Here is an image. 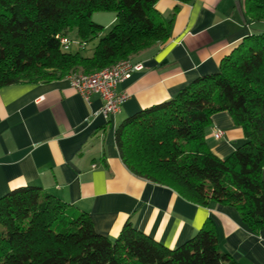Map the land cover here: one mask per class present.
Here are the masks:
<instances>
[{
    "label": "trees",
    "instance_id": "16d2710c",
    "mask_svg": "<svg viewBox=\"0 0 264 264\" xmlns=\"http://www.w3.org/2000/svg\"><path fill=\"white\" fill-rule=\"evenodd\" d=\"M156 1L0 0V87L92 73L164 44L172 16L165 19ZM239 3L255 26L221 58L217 71L124 118L114 140L133 175L201 206L231 204L258 231L264 228V30L256 23L264 22V0ZM96 11L114 13L107 29L92 20ZM63 36L85 44L98 40L84 56L80 48L64 49ZM219 111L230 114L244 138L223 158L205 140L211 116ZM0 264L240 263L219 248L209 219L172 248L129 223L111 240L95 231L87 212L37 185H23L0 196Z\"/></svg>",
    "mask_w": 264,
    "mask_h": 264
},
{
    "label": "crops",
    "instance_id": "0c3cea01",
    "mask_svg": "<svg viewBox=\"0 0 264 264\" xmlns=\"http://www.w3.org/2000/svg\"><path fill=\"white\" fill-rule=\"evenodd\" d=\"M154 7L165 19L172 16L170 37L131 58L144 68L118 82L116 90L129 94L118 113L104 116L99 96L85 100L68 76L0 87V196L37 185L87 212L95 231L111 240L129 223L170 248L209 219L221 250L240 264H264V228H250L235 206L187 201L168 186L133 175L120 159L114 140L119 122L217 71L221 58L255 26L239 0H157ZM109 16L105 26L115 19ZM214 129L223 131L220 138L213 137ZM205 140L223 158L244 138L230 114L219 111Z\"/></svg>",
    "mask_w": 264,
    "mask_h": 264
},
{
    "label": "built area",
    "instance_id": "2783aa9c",
    "mask_svg": "<svg viewBox=\"0 0 264 264\" xmlns=\"http://www.w3.org/2000/svg\"><path fill=\"white\" fill-rule=\"evenodd\" d=\"M60 43L64 49H69L71 45L82 48L85 43L77 39H69L66 36L60 38ZM144 68L142 61L132 59H121L110 66H105L92 73H73L67 75L73 88L85 99L89 100L92 94H97L102 102L101 113L104 116H111L120 111L122 103L129 94L125 91H117L118 82L127 79L135 71ZM223 131L213 130V137L218 139Z\"/></svg>",
    "mask_w": 264,
    "mask_h": 264
},
{
    "label": "rangeland",
    "instance_id": "374dc122",
    "mask_svg": "<svg viewBox=\"0 0 264 264\" xmlns=\"http://www.w3.org/2000/svg\"><path fill=\"white\" fill-rule=\"evenodd\" d=\"M113 12L110 11H96L92 14L91 18L92 20H94V22L102 24L103 26H105L106 22L109 19V15H113ZM257 26L260 27V30H264V22H257L256 23ZM109 25L105 26V29H107ZM73 35V33L71 34V36ZM69 39H74L73 37H68ZM97 38L91 39L89 41H87V43L79 49L80 53L84 56H90L93 52V48L97 43ZM77 47L74 45L70 46V50L71 51H75ZM131 59V58H129ZM77 73H82V72H77Z\"/></svg>",
    "mask_w": 264,
    "mask_h": 264
}]
</instances>
